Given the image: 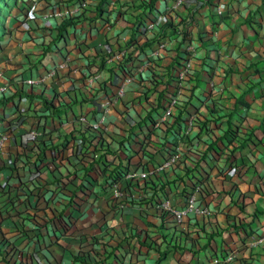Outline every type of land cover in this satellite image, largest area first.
Segmentation results:
<instances>
[{
  "label": "crops",
  "instance_id": "0c3cea01",
  "mask_svg": "<svg viewBox=\"0 0 264 264\" xmlns=\"http://www.w3.org/2000/svg\"><path fill=\"white\" fill-rule=\"evenodd\" d=\"M183 1L167 24L136 42V67L145 62L144 53L165 44L157 80L135 79L127 86L105 116L110 133L103 149L75 119L89 111L97 117L100 96L127 72L124 63L106 64L105 48L114 54L126 48L139 20L171 8L172 0H17L0 37V73L10 97L0 110L13 114L16 99L26 96L28 115L38 116L44 136L39 147L28 142L35 120L30 117L2 151L0 264H264V241L250 247L264 237V0ZM56 9L69 14L43 20ZM189 59L191 100L175 114L173 131L161 136L178 132L197 114L195 155L160 189L156 182L132 185L127 207L118 209L104 187L106 167L121 169L131 157L162 159L156 139L139 150L138 134L146 133L150 115L144 100L152 96L163 105L169 88L163 70ZM52 68L57 72L45 82L25 84ZM127 115L135 124L130 134ZM77 132L86 139L82 155L72 149ZM32 158L47 171L37 175ZM195 182L202 185L198 198L209 215L175 227L154 205L164 198L178 205ZM147 236L158 248L141 243Z\"/></svg>",
  "mask_w": 264,
  "mask_h": 264
},
{
  "label": "built area",
  "instance_id": "2783aa9c",
  "mask_svg": "<svg viewBox=\"0 0 264 264\" xmlns=\"http://www.w3.org/2000/svg\"><path fill=\"white\" fill-rule=\"evenodd\" d=\"M172 2L173 6L164 9L162 13L150 12L146 17V20H139L134 41H132L126 48L120 50L116 54L111 52L110 48H105L109 56L106 64H108L110 68L112 66L116 68L121 67V63H124V66H128V68L125 67L127 72L125 75L118 78L115 85H110L107 91L102 93L98 100L99 113L97 117H93V114L89 111L81 113L75 119L78 124L90 133L91 138L99 143L103 149L108 148V144L104 140L110 133L105 122V116L109 112L114 111L116 104L124 98L127 86L133 84L135 79H138L142 83L149 82V80H152L153 82L157 80V72L159 71L157 63L160 60V50L165 47V44L160 42L147 55L144 53L145 62L138 67H136L134 63L137 59L135 55L138 50L135 44L137 41L144 39L154 32L157 27L164 25L168 16L173 13L175 8L181 7L184 4L183 0H172ZM68 14L67 11L63 12L60 9H56L49 14H45L43 20L64 18ZM191 61V59L184 61L181 66L173 71H168V73L163 70V74L169 83V88H166L162 93L163 105H159L156 99L152 96L146 97L144 100L145 106L150 115L146 116L149 121L148 125H144L146 133L138 134L141 136V141L138 145L139 150L140 152H143L144 149L148 148L149 140L152 138L154 140L156 139V150L160 149L161 152H165L162 159L159 162L149 160L143 163L142 161L132 162L131 157L129 162L121 169H113L110 166L106 167L107 176H105V179L107 178V180L104 187L110 190L109 194L111 202H113L118 209H124L127 207L128 196H130L128 189H130L132 185L139 188V186L143 184L156 182L157 188L160 189L166 180L171 179V177L176 174L182 173L181 171L185 169L186 163H190V156L195 155V136L201 128V121L197 114L189 116L181 125V129L178 132L174 134L172 133L173 135H167L166 137L161 136L162 132H168L169 128L174 126V122L176 121L174 118L175 114L184 110L191 100ZM66 66L67 63L64 62L59 65L58 68ZM56 72L57 68H54L47 72L45 76L40 77L39 80H28L25 81V84L31 86L43 83L47 79L55 76ZM8 92L9 86L2 82V74L0 73V98L6 97ZM133 110V106L127 108V111L129 112H132ZM28 112H31V109L29 107L28 98L25 96L16 99L15 111L13 114L5 116L0 110V158L6 144L16 138V130L26 125L30 117H34L35 120H33V125L28 130V142H30L33 148L42 145L44 136L42 122L39 121L38 116L28 115ZM125 120V134H130V130L135 127V124L128 115ZM64 125L65 123L59 122L60 127ZM192 135L194 136L192 139L194 141L189 142ZM73 140L72 149L75 150L78 155L87 152L85 146L86 139L81 133L77 132ZM33 161L37 166V175L47 171V166L41 165L36 159ZM53 166L56 167L57 165ZM1 167L2 163L0 162V172ZM10 177L14 180L15 175L13 172L10 174ZM4 186H6V184H3V187ZM201 188L202 185L200 183H192L186 192H182V196H180L181 203L178 205L172 204L170 198H164L161 201H157L154 207L157 212L171 220L175 227L185 225V223H191L194 225L197 218H204L209 215L207 206L202 205L198 198L199 193L202 191ZM57 189H60V186L57 185ZM54 194V197L57 198L60 192ZM141 197L142 195L139 196L138 199H141ZM3 213L4 209L1 207L0 223ZM193 236L194 230L189 229L188 226L186 237L192 239ZM263 241L264 237L257 238L250 243V247L261 244Z\"/></svg>",
  "mask_w": 264,
  "mask_h": 264
},
{
  "label": "trees",
  "instance_id": "16d2710c",
  "mask_svg": "<svg viewBox=\"0 0 264 264\" xmlns=\"http://www.w3.org/2000/svg\"><path fill=\"white\" fill-rule=\"evenodd\" d=\"M0 3H5L7 5V2L5 0H0ZM151 4H153V1H151ZM5 19H6V17L0 15V31H1V35L0 36H2L6 32V28L4 27ZM67 25H68V22H64L62 24V26L60 27L59 31H63L66 28ZM4 100H7V99L0 100V102H3ZM163 226H164V224L162 225V230H164ZM161 237H162L163 240L165 239V235H161ZM141 243H143L144 245H148L149 247L155 245L153 247L154 248H158V246H156V244H153L154 243L153 239L151 237H149V236H147L146 239L144 240V242H141ZM167 253L168 252H166V251L163 252V253H160L161 257L159 258V261H163L165 259L166 255H167Z\"/></svg>",
  "mask_w": 264,
  "mask_h": 264
},
{
  "label": "rangeland",
  "instance_id": "374dc122",
  "mask_svg": "<svg viewBox=\"0 0 264 264\" xmlns=\"http://www.w3.org/2000/svg\"><path fill=\"white\" fill-rule=\"evenodd\" d=\"M5 1L7 2V5L5 3H0V15L7 17L8 14L12 11V8L14 7L15 0H5ZM0 35H1V31H0Z\"/></svg>",
  "mask_w": 264,
  "mask_h": 264
},
{
  "label": "clouds",
  "instance_id": "9594fccd",
  "mask_svg": "<svg viewBox=\"0 0 264 264\" xmlns=\"http://www.w3.org/2000/svg\"><path fill=\"white\" fill-rule=\"evenodd\" d=\"M16 3H17V0L14 2V7H15ZM172 3H173V2H172ZM182 6H183V5H182ZM14 7H13V8H14ZM13 8H12V9H13ZM154 12H155V11H154ZM8 13H9V12H8ZM9 14H10V13H9ZM9 14H8V16H9ZM8 16H7V17H8ZM169 16H170V15H169ZM169 16H168V18H169ZM7 17H6V19H7ZM6 19H5V21H4V25H5ZM167 23H168V19H167V21L165 22V24H167ZM165 24H164V25H165ZM4 27H5V26H4ZM0 37H1V36H0ZM132 41H134V38L129 42V44H130ZM129 44H128V45H129ZM105 50H106V49H105ZM185 61H186V60H185ZM180 66H181V64H180ZM178 67H179V66H178ZM52 69H54V68H52ZM52 69H51V70H52ZM21 97H23V96H21ZM25 97H26V96H25ZM8 98H10V97H2V98H0V100L8 99ZM19 98H20V97H19ZM0 103H2V102H0Z\"/></svg>",
  "mask_w": 264,
  "mask_h": 264
}]
</instances>
